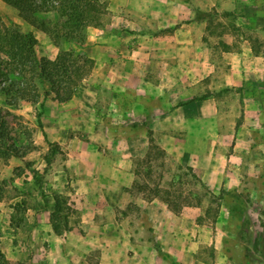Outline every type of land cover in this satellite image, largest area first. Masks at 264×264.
Here are the masks:
<instances>
[{
    "label": "rangeland",
    "instance_id": "1",
    "mask_svg": "<svg viewBox=\"0 0 264 264\" xmlns=\"http://www.w3.org/2000/svg\"><path fill=\"white\" fill-rule=\"evenodd\" d=\"M197 2L207 9L198 10L196 17L209 16L208 36L198 42H180L178 49L168 47L165 40L160 57H144L149 43L140 35V27L109 25V11L103 14L102 25L97 26L103 27L101 32L93 34H115L99 44L105 48L89 43L95 26L86 29L83 46L65 39L56 44L41 30L43 34L34 46L38 56L55 59L60 52L73 50L95 61L78 83L91 84L81 92V104H90L95 97L93 88L97 89L91 107L93 121L69 120V135L79 136L80 124L100 134L94 141L111 139L110 147L119 160L130 159L131 177L139 184L101 195L100 199L93 196L92 202L83 191V211L73 206V182L66 184L51 217L52 226L65 233L62 250L57 244L60 240L55 238L59 236L51 233V241L44 238L33 217H26L25 203H17L12 224L20 229L15 228L4 239L19 250L12 254L0 249V264H32L34 259L37 264H264V72L250 73L245 78L239 73L230 74L233 61L238 59L226 51L240 49L243 41L238 38L232 44L223 40H229L225 33L236 34L237 30L235 24L222 25L221 19L234 21V17L219 13L211 0ZM2 5L0 31L5 33L4 26L14 30V24L28 31L16 20L19 16L25 20L18 8L6 1ZM32 17L41 24L50 21L52 29H59L64 20L57 12ZM194 34L190 32L189 36L199 37ZM243 34L251 41L254 53L264 51V30L249 27ZM5 46L2 50L8 48ZM210 46L212 55L200 56L202 49ZM172 50L178 52L177 57L171 56ZM1 53L0 178L7 173L3 170L9 158L6 147L19 141L23 144L18 146L21 151L48 147L47 154L35 153L36 160L42 161L48 155L55 163L59 157V145L44 132L50 112L45 104L48 99H56L52 85L39 80L28 64L22 65L21 58L8 59ZM247 60L252 68L264 67V60ZM11 73L30 98L36 89L41 98L49 91L43 104L2 91L3 81H8ZM231 76L238 81L231 80ZM56 79L60 89L72 87L75 93L77 85L66 86L62 74ZM72 109L76 110V105L68 104V111ZM149 129L153 131L151 137ZM14 194L15 189L8 188L6 197ZM164 197L170 198L172 206ZM28 201L29 205L33 203ZM109 202L116 207V218L120 213L129 216L126 227L131 242L144 240V247L127 244L122 251L107 244L108 226L113 220ZM74 227L81 234L73 231ZM96 241L105 246L100 247ZM49 242L55 245L49 246Z\"/></svg>",
    "mask_w": 264,
    "mask_h": 264
},
{
    "label": "crops",
    "instance_id": "2",
    "mask_svg": "<svg viewBox=\"0 0 264 264\" xmlns=\"http://www.w3.org/2000/svg\"><path fill=\"white\" fill-rule=\"evenodd\" d=\"M108 1L109 13L112 15L108 24L114 27L132 25L140 27L142 30L140 35L146 37L144 40L147 44L149 43V46L143 52V56L146 58L160 57L159 51H161L165 40L168 47L171 49L176 47L178 49L180 42H198L203 39V36H208L206 29L209 26V16H204L203 14L201 17H196L198 10L207 9L201 3H198L197 0ZM3 2V0H0V8L3 6ZM211 6H214L215 10L219 13L234 17V21L221 19L222 25L232 26L235 24L234 28L237 30L236 34L233 32L229 34L225 33L224 36H228L229 40L226 38L223 40L226 42L230 41L232 44L238 38L243 41L240 49L226 51L227 55H232L238 59L233 61L230 74L238 75L239 73L244 78L250 73L262 74L264 67L259 66L258 70L256 67L252 68L250 61L247 59L253 57L264 60V51L258 50V54L254 53L251 41L244 36L243 31L249 27L264 30V0H211ZM16 20L24 24L25 28L32 31L37 40H40L39 38L43 34L41 30L23 20L20 16ZM93 28L94 30L91 29L92 35L89 38V43L97 48H100V46L105 48V45L99 44L105 42L106 39H112L115 34L108 36L98 35L96 37L93 35L94 32L98 34L103 27ZM199 28L202 29L201 33L197 30ZM190 32L195 33L197 36L199 35V37L189 36ZM96 41L98 43H95ZM202 50L204 53H201L200 56L210 57L213 53L211 46ZM97 51L98 53L102 52L99 49ZM172 51L171 56L175 55L177 57L178 52ZM97 64L100 65L102 62L97 61ZM234 77L231 76L230 79L238 81V78L234 79ZM87 86H91V84L83 82L77 85L73 97L69 100L48 99L45 104V108H49L50 112L44 122V132L51 142H56L59 145V152H57L59 153V157L56 158L55 163L54 159L47 157L48 155H45L42 161L41 159L36 160L34 157L37 152L41 153L43 151L47 154L48 147L44 149L38 146L34 147L33 150L29 148L27 151H21V148L18 147L19 145H23L21 141L17 142L13 147H6L9 158L3 170L7 172L5 175L8 180L5 179L4 174L0 178V249L3 252L9 250L12 254H15V251L19 250L4 239L7 233L9 235L15 228L20 229V226L15 227L12 224L13 213L17 203H25L23 210L26 217H33V223L37 225L36 228L43 230L42 234L44 238L50 240L53 233L59 236V238L57 236L55 238L56 240H60L57 244L62 250V244L66 241L63 237L65 233L60 232L58 228L52 226L51 217L56 211V205L60 198L59 193L65 188L66 184L73 182L74 195L76 196V203H73V206L80 209V211H83L85 206L83 199H80L83 191L90 195L92 202L96 198L100 199L101 195H107L110 192L114 193L122 188L132 187L134 178L131 177V174H133L131 161L130 159L119 160L115 154V149L110 147L111 139L94 141L93 138L100 136V134L91 128L84 129L80 124L77 126L81 131L80 135L78 136L76 133L74 136L69 135V120L79 123L83 120H87L88 122L93 121L94 116L91 112V107L93 109L96 102V87L93 88L95 97L93 100L91 99L90 104H81L79 100L81 92ZM68 104L76 105V110L72 109L68 111ZM53 108L55 109V113L51 112ZM51 165L53 166L51 167ZM16 168L19 169L18 173L15 172ZM120 174L122 178L116 179L115 176H120ZM8 177H11V180ZM8 188L15 189L13 196L6 197ZM93 196H95L94 199ZM28 199H31L33 203L29 205ZM151 204L147 205L146 208H151ZM108 207L113 212V220H111L108 226L109 239L107 244L122 251L126 248L127 244L144 247L142 245V243H145L144 240H141V242H131V234L127 230L128 227H126L129 224V216L126 213H120L118 218H116L115 205L109 202ZM73 231L81 234V230H78L77 227H74ZM98 244L100 247L105 246L101 242H98ZM53 245L55 243L49 242V246ZM32 264H37L35 259L32 261Z\"/></svg>",
    "mask_w": 264,
    "mask_h": 264
},
{
    "label": "trees",
    "instance_id": "3",
    "mask_svg": "<svg viewBox=\"0 0 264 264\" xmlns=\"http://www.w3.org/2000/svg\"><path fill=\"white\" fill-rule=\"evenodd\" d=\"M8 3L15 5L23 18L31 23L36 28L48 33L53 41L58 44L61 39L74 41L76 40L81 46L85 43L86 29L89 26L102 25V16L109 11L105 0H4ZM57 12L64 20L60 22V28L49 27L50 21L45 23L38 22L34 16L37 13ZM1 27V26H0ZM14 30L4 26L2 29L5 31L3 34L0 31V51L3 56L8 59L21 58L22 65L28 64L30 72H37L39 80H44L52 85L54 98L60 101L71 99L74 94L70 84L78 85V83L85 77L88 72V67H92L95 61L80 53L65 50L60 52L55 59H48L47 57H40L37 55L34 48L37 38L31 31H23L19 29L17 24H14ZM81 40V41H80ZM8 48L3 49V47ZM1 53V54H2ZM0 67H3V62L0 60ZM5 69V68H4ZM6 70V69H5ZM4 71V70H3ZM63 75L66 79L69 88L65 89L58 86L56 75ZM8 81H3V89L6 94L12 93L15 98L31 99L35 103L43 104V100L49 94V91L41 98L40 93L37 92L35 87V95L30 98L26 96V88L14 79V74H9ZM6 87V88H4ZM50 90V91H51ZM42 99V100H41ZM152 129H149V137H151ZM191 169V167H190ZM192 170V169H191ZM136 173V171H135ZM196 180L202 185L203 188L208 189L203 180L196 174H193ZM138 186V181L134 183ZM140 189L143 186L139 185ZM209 191V189H208ZM212 193V191H210ZM223 196H221L222 198ZM163 200L168 206H172L170 198L164 197Z\"/></svg>",
    "mask_w": 264,
    "mask_h": 264
}]
</instances>
